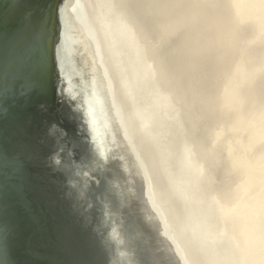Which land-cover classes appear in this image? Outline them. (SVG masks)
Segmentation results:
<instances>
[{"label": "bare ground", "instance_id": "bare-ground-1", "mask_svg": "<svg viewBox=\"0 0 264 264\" xmlns=\"http://www.w3.org/2000/svg\"><path fill=\"white\" fill-rule=\"evenodd\" d=\"M73 6L69 29L88 66L75 58L79 126L91 125L90 107L96 133L105 125L116 136L156 250L169 264H264V0H65L63 9ZM89 132L98 170L105 154ZM57 136L62 162L70 140ZM82 150L84 185L99 192Z\"/></svg>", "mask_w": 264, "mask_h": 264}, {"label": "water", "instance_id": "water-1", "mask_svg": "<svg viewBox=\"0 0 264 264\" xmlns=\"http://www.w3.org/2000/svg\"><path fill=\"white\" fill-rule=\"evenodd\" d=\"M64 1L0 0V264H169L141 216L121 146L110 145L116 136L105 125L96 133L90 107L91 125L82 124L76 110H84L70 99L81 82L75 58L88 66L69 29L75 6L68 14ZM78 94L88 103L83 89ZM89 129L105 154L98 170ZM54 134L70 140L59 163ZM81 134L84 143L73 144ZM35 148L39 162L31 157ZM82 149L102 180L99 192L84 185Z\"/></svg>", "mask_w": 264, "mask_h": 264}, {"label": "snow or ice", "instance_id": "snow-or-ice-1", "mask_svg": "<svg viewBox=\"0 0 264 264\" xmlns=\"http://www.w3.org/2000/svg\"><path fill=\"white\" fill-rule=\"evenodd\" d=\"M72 98L75 99V96L73 95ZM4 159V157L0 156V161H3ZM57 163H59V161H57Z\"/></svg>", "mask_w": 264, "mask_h": 264}, {"label": "rangeland", "instance_id": "rangeland-1", "mask_svg": "<svg viewBox=\"0 0 264 264\" xmlns=\"http://www.w3.org/2000/svg\"><path fill=\"white\" fill-rule=\"evenodd\" d=\"M221 58V57H220Z\"/></svg>", "mask_w": 264, "mask_h": 264}]
</instances>
